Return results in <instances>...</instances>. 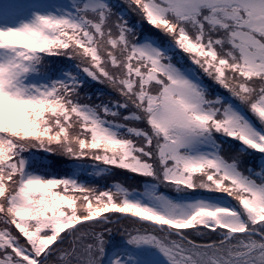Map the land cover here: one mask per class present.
I'll use <instances>...</instances> for the list:
<instances>
[{"label":"snow or ice","instance_id":"1","mask_svg":"<svg viewBox=\"0 0 264 264\" xmlns=\"http://www.w3.org/2000/svg\"><path fill=\"white\" fill-rule=\"evenodd\" d=\"M0 264H264V0H0Z\"/></svg>","mask_w":264,"mask_h":264}]
</instances>
